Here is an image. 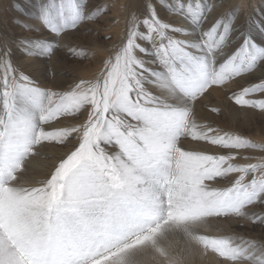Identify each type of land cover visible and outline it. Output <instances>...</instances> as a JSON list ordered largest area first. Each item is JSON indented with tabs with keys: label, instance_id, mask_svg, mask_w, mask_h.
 Masks as SVG:
<instances>
[{
	"label": "snow or ice",
	"instance_id": "snow-or-ice-1",
	"mask_svg": "<svg viewBox=\"0 0 264 264\" xmlns=\"http://www.w3.org/2000/svg\"><path fill=\"white\" fill-rule=\"evenodd\" d=\"M212 7L143 0L99 71L56 88L22 71L25 59L99 34L91 25L111 5L38 0L39 27L17 21L36 35L0 37V264H264V239L229 231L264 233V143L200 114L222 112L208 103L217 92L264 113V9L241 21ZM38 158L54 159L42 178Z\"/></svg>",
	"mask_w": 264,
	"mask_h": 264
},
{
	"label": "bare ground",
	"instance_id": "bare-ground-1",
	"mask_svg": "<svg viewBox=\"0 0 264 264\" xmlns=\"http://www.w3.org/2000/svg\"><path fill=\"white\" fill-rule=\"evenodd\" d=\"M95 2L111 5V11L103 19L106 20L105 23L108 24L109 30L112 31L110 33L112 41L104 43L106 45L103 46L99 45L95 39H89L90 47H93L96 52L90 55L85 54L90 58L86 69L83 67L82 71L80 69L78 71H76L77 69H72L73 66L70 63L79 60L68 55L67 48L63 47V45L67 44L77 51L81 50V46L78 44L79 41L76 38L74 39L77 36L76 34H78L76 33L71 37L61 40V50L53 55L50 61L27 57L22 71L31 73L38 83L49 88L64 85L65 81L71 82L75 77L89 78L96 74L101 67L100 58H107L111 55L114 51L112 45L125 35L129 14L132 12L142 14L143 0H95ZM167 2L172 3L173 0H167ZM205 2L213 6L212 11L209 13L210 17H217L232 11L233 8H237L241 21L249 16L260 18L261 10L264 9V0H205ZM37 4L38 0H0V37H3L5 34L11 36L26 35L29 37L36 35L33 32L25 34L23 32L24 29L19 26L17 21L26 24H36L39 27ZM160 15L166 22L173 23L177 27H187L182 17L170 14L166 9H160ZM40 34L49 36L50 38V34L43 30H41ZM177 38L184 39L185 37L178 36ZM208 103L212 106L221 107L222 112L215 114L211 113L208 109H200V114L205 117V122H214L225 130L239 132L256 143H264V113L259 110L229 106L230 102L221 92L215 93L214 99L209 100ZM250 154L260 155L258 151ZM48 155L54 158L56 153L50 152ZM53 162L54 159L46 160L38 158L34 160L31 163L34 176L42 178V174L48 171ZM221 226L227 227V223L225 222ZM247 228L249 229V233H244L245 231L243 232L242 228L238 227L230 228L229 231L234 230L239 232L246 238L260 239V236H262L260 228H253L251 225ZM194 264H219V259L209 254L207 257H197Z\"/></svg>",
	"mask_w": 264,
	"mask_h": 264
},
{
	"label": "rangeland",
	"instance_id": "rangeland-1",
	"mask_svg": "<svg viewBox=\"0 0 264 264\" xmlns=\"http://www.w3.org/2000/svg\"><path fill=\"white\" fill-rule=\"evenodd\" d=\"M105 19L102 20V23L97 25V24H93L91 25V27L93 29H100L99 34L92 32V33H87V32H80L78 34H76L77 36L74 37V39L76 38L78 41V44H80L81 49L84 50V54L90 55V54H94L96 52V50L92 47H90L89 43V39H95L96 41H98L99 45H103L105 46L107 42H111L112 41V36L110 35V33L112 32L111 30H109L108 28V24L105 23ZM107 29V30H106ZM23 32H25L23 30ZM28 32H25V34H27ZM95 33V34H94ZM82 37V38H81ZM104 37H111L110 40H105ZM90 62V58L83 60V62L79 61H73L72 63H70V65H72V69H77L76 71H78L80 69V71H82V67L84 69H86V67L88 66L87 63ZM80 67V68H79ZM84 71V70H83ZM242 231L244 233H249V229L248 228H243ZM260 232L262 233V231L260 230ZM260 239H264V233H262V236H260Z\"/></svg>",
	"mask_w": 264,
	"mask_h": 264
}]
</instances>
